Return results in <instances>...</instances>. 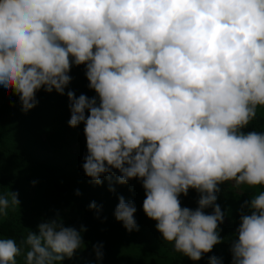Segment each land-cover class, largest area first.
<instances>
[{"label": "clouds", "instance_id": "obj_1", "mask_svg": "<svg viewBox=\"0 0 264 264\" xmlns=\"http://www.w3.org/2000/svg\"><path fill=\"white\" fill-rule=\"evenodd\" d=\"M72 65L85 66L96 93L67 92L69 126L84 124L85 175L96 185L113 169L120 184L141 180L143 211L164 243L200 260L222 242L219 185L264 189V132L243 131L264 108V0H0V88L25 113L41 89L64 94ZM189 189L200 194L195 210L181 207ZM9 207L0 195V218ZM242 207L251 211L240 216L232 264H264V190ZM135 212L119 197L114 216L129 232L139 230ZM37 230L20 244L0 238V264L21 255L61 264L87 231L58 216ZM93 248L102 259L103 245Z\"/></svg>", "mask_w": 264, "mask_h": 264}, {"label": "trees", "instance_id": "obj_2", "mask_svg": "<svg viewBox=\"0 0 264 264\" xmlns=\"http://www.w3.org/2000/svg\"><path fill=\"white\" fill-rule=\"evenodd\" d=\"M85 71L84 65H72L71 82L64 94L41 89L36 92L38 103L26 113L17 95L5 93L0 88V195L8 197L10 202L7 215L0 218V238L20 242L23 239L20 232L27 230L22 219L30 208L34 206L42 212L43 206L52 205V212H57V208L66 211L47 217L58 216L68 224H81L87 229L82 232L86 241L98 239L103 227L121 230L114 216L121 196L126 202L134 203V218L138 224L140 214H143L140 206L146 198L141 180L130 179L126 184H120L117 182L120 173L113 169L111 174L102 175V183L96 185L83 170L87 155L84 124L75 128L69 126L71 111L67 92L73 91L77 98L81 94L89 98L96 96L88 86ZM243 131L262 132L260 115L257 114ZM110 187L114 191H110ZM257 190L259 193L264 189ZM11 192L18 193L19 205L11 204ZM92 202L97 205L98 212L89 208ZM47 217L42 218L49 220ZM133 231L129 232L132 243H143L139 239L141 232ZM22 248L28 250L26 246ZM142 249L144 253L161 258L158 249L150 246Z\"/></svg>", "mask_w": 264, "mask_h": 264}, {"label": "rangeland", "instance_id": "obj_3", "mask_svg": "<svg viewBox=\"0 0 264 264\" xmlns=\"http://www.w3.org/2000/svg\"><path fill=\"white\" fill-rule=\"evenodd\" d=\"M257 114L261 117L262 132H264V108H258ZM219 188L220 191L216 193V204L220 206L221 211L224 213L223 223L218 225L222 242L214 245L210 252L203 253L200 260L193 261L181 253L174 252L171 245L165 244L161 233L156 230V221L149 219L143 211V206H140L143 214H140L137 226L141 232L139 239H142L143 243H132V233L124 231L123 223L119 221L116 225L121 230H110L107 227H103L102 236L98 239L86 241L82 235L83 246L71 258L65 257L61 264H210L212 257L216 258L218 264H232L231 245L235 239H238L237 229L240 224V216L241 214H250L251 211L249 208L242 206L245 201H250L255 194H258V190L257 188L251 189L246 186L235 188L232 182L221 183ZM199 198L200 194L196 190L189 189L187 196L183 194L179 196L181 207L195 210L198 207ZM43 209L44 211L39 212L33 206L22 219L27 228L26 231L20 232L23 239L26 238L29 231H38L37 225L46 220L42 218L43 216L47 217L50 214L66 211L65 209L60 210L57 208V212H52L54 210L52 205H45L41 210ZM204 212L205 214H212L213 208H206ZM62 223L66 227H75L78 231L82 227L81 224L72 222L68 224L66 221H62ZM17 243L20 244L19 241ZM98 244L103 245L102 259H97L93 248L94 245ZM147 246L158 249L161 258H157L150 253H144L145 251L142 248ZM22 252L26 251L22 248ZM17 264H24L23 255L17 257Z\"/></svg>", "mask_w": 264, "mask_h": 264}]
</instances>
